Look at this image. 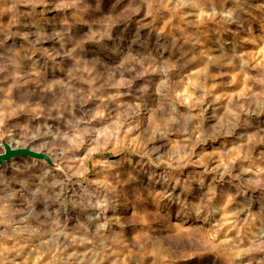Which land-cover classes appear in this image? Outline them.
Instances as JSON below:
<instances>
[{
    "label": "rangeland",
    "instance_id": "1",
    "mask_svg": "<svg viewBox=\"0 0 264 264\" xmlns=\"http://www.w3.org/2000/svg\"><path fill=\"white\" fill-rule=\"evenodd\" d=\"M0 264H264V0H0Z\"/></svg>",
    "mask_w": 264,
    "mask_h": 264
},
{
    "label": "water",
    "instance_id": "2",
    "mask_svg": "<svg viewBox=\"0 0 264 264\" xmlns=\"http://www.w3.org/2000/svg\"><path fill=\"white\" fill-rule=\"evenodd\" d=\"M1 146L3 148V152L0 153V165H5L10 160L14 158H18V157H28V158H32L36 160H43L49 166L52 164L48 156L45 155L44 153L34 152L30 150L29 148H15L14 149V148H11V146L4 141L2 142Z\"/></svg>",
    "mask_w": 264,
    "mask_h": 264
},
{
    "label": "bare ground",
    "instance_id": "3",
    "mask_svg": "<svg viewBox=\"0 0 264 264\" xmlns=\"http://www.w3.org/2000/svg\"><path fill=\"white\" fill-rule=\"evenodd\" d=\"M14 148V147H13Z\"/></svg>",
    "mask_w": 264,
    "mask_h": 264
}]
</instances>
